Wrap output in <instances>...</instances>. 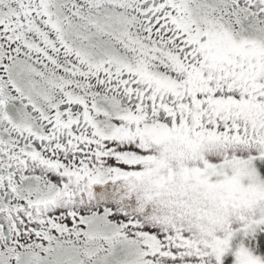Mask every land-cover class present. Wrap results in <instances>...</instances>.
Returning <instances> with one entry per match:
<instances>
[{"label":"snow or ice","instance_id":"obj_1","mask_svg":"<svg viewBox=\"0 0 264 264\" xmlns=\"http://www.w3.org/2000/svg\"><path fill=\"white\" fill-rule=\"evenodd\" d=\"M0 264H264V0H0Z\"/></svg>","mask_w":264,"mask_h":264}]
</instances>
